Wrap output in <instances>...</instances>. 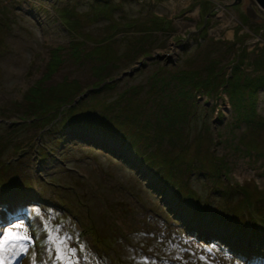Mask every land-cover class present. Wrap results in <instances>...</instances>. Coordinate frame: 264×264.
Segmentation results:
<instances>
[{"label": "rangeland", "instance_id": "1", "mask_svg": "<svg viewBox=\"0 0 264 264\" xmlns=\"http://www.w3.org/2000/svg\"><path fill=\"white\" fill-rule=\"evenodd\" d=\"M233 1L0 0V235L19 224L31 237L5 264H62L50 233L76 264H264V88L255 127L236 120L225 92L197 93L187 125L156 131L150 148L97 123L104 113L134 128L150 76L196 67L209 38L264 49V15ZM142 28L150 56H117L113 89L90 91L89 63L64 62L45 84L78 82L73 116L26 120L23 96L51 49L79 38L109 60Z\"/></svg>", "mask_w": 264, "mask_h": 264}, {"label": "trees", "instance_id": "2", "mask_svg": "<svg viewBox=\"0 0 264 264\" xmlns=\"http://www.w3.org/2000/svg\"><path fill=\"white\" fill-rule=\"evenodd\" d=\"M141 32L143 34L132 43L134 48L132 46L130 48L127 42L122 52L109 60L100 58L93 52L92 47H86L84 39L79 38L70 40L66 48L51 49L43 77L36 81L23 96L27 104L24 111L26 120L40 121L42 118L51 116L47 120L49 122L44 124L46 126L62 111L68 112L70 118L73 116L77 102L86 95L85 91L77 90L78 82L64 79L55 85L45 84V81L64 62L77 65L89 63V71L94 78V82L88 86L90 91L96 93L104 89H113V81L119 68L115 61L117 56L124 65H129V62L132 63L135 60L138 62L140 54L143 57L150 56V53L146 51L149 46L146 45L148 40L143 28ZM109 36L112 37V35ZM124 39L128 40V37ZM206 43L213 46L207 47L205 60L200 61L196 67L173 72L166 71L165 74L155 71L150 76V90L146 94L147 106L139 110L138 117H132L136 123L134 128L118 129L116 124L118 120L104 113L97 121L98 125L120 134L134 148L139 149L141 143L145 148H150L159 140V137L154 134L156 131L163 134V132L175 130L178 125H187L193 114L191 108L195 104V96L199 92L208 95L225 92L238 122H243L249 127L261 125L256 103L259 90L264 88V49H259L249 56L252 51L248 52L241 46L235 47V41L223 42L209 38ZM226 67L230 69L228 75L225 74ZM247 67L250 68L249 71H246ZM71 82H74L77 91H74ZM79 117L74 116L75 119H81ZM43 155H45L44 152ZM145 156L152 166L160 163L153 151H148ZM212 215L216 216V213ZM261 218L263 223L264 216Z\"/></svg>", "mask_w": 264, "mask_h": 264}, {"label": "snow or ice", "instance_id": "3", "mask_svg": "<svg viewBox=\"0 0 264 264\" xmlns=\"http://www.w3.org/2000/svg\"><path fill=\"white\" fill-rule=\"evenodd\" d=\"M20 227L21 225L19 224L14 225L13 227H9L3 235H0V264H5L9 255L18 256L28 251L27 245L24 242L30 241L31 237L19 231H14V228L19 229ZM49 239L56 245V260L61 261L62 264H76L72 259L75 255V250L70 249L65 251L62 247L66 243L65 240L53 239L51 233L49 234Z\"/></svg>", "mask_w": 264, "mask_h": 264}, {"label": "water", "instance_id": "4", "mask_svg": "<svg viewBox=\"0 0 264 264\" xmlns=\"http://www.w3.org/2000/svg\"><path fill=\"white\" fill-rule=\"evenodd\" d=\"M240 0H234L232 4L239 2ZM246 6V14L253 19L261 18L264 15V0H248ZM163 57V56H161Z\"/></svg>", "mask_w": 264, "mask_h": 264}, {"label": "flooded vegetation", "instance_id": "5", "mask_svg": "<svg viewBox=\"0 0 264 264\" xmlns=\"http://www.w3.org/2000/svg\"><path fill=\"white\" fill-rule=\"evenodd\" d=\"M249 2V1H248ZM261 17H262V15H261Z\"/></svg>", "mask_w": 264, "mask_h": 264}]
</instances>
